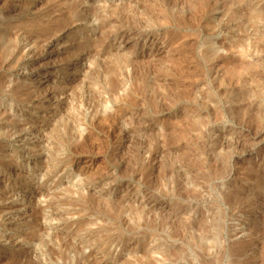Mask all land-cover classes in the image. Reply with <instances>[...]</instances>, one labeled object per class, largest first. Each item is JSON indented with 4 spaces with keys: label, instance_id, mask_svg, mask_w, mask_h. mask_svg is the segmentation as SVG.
I'll return each instance as SVG.
<instances>
[{
    "label": "rangeland",
    "instance_id": "1",
    "mask_svg": "<svg viewBox=\"0 0 264 264\" xmlns=\"http://www.w3.org/2000/svg\"><path fill=\"white\" fill-rule=\"evenodd\" d=\"M0 248L264 264V0H0Z\"/></svg>",
    "mask_w": 264,
    "mask_h": 264
},
{
    "label": "bare ground",
    "instance_id": "2",
    "mask_svg": "<svg viewBox=\"0 0 264 264\" xmlns=\"http://www.w3.org/2000/svg\"><path fill=\"white\" fill-rule=\"evenodd\" d=\"M123 1V3H125L126 2V0H122ZM15 4V3H14ZM17 4V3H16ZM114 4V3H113ZM91 5H94L93 3L91 4ZM116 5V4H115ZM115 5H114V7H115ZM20 6V5H19ZM113 6V5H112ZM117 8V7H116ZM15 9V8H14ZM123 38V37H122ZM89 53V52H88ZM1 249V248H0Z\"/></svg>",
    "mask_w": 264,
    "mask_h": 264
}]
</instances>
